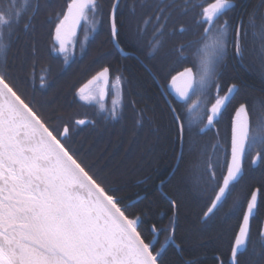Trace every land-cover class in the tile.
<instances>
[{
    "label": "snow or ice",
    "instance_id": "obj_1",
    "mask_svg": "<svg viewBox=\"0 0 264 264\" xmlns=\"http://www.w3.org/2000/svg\"><path fill=\"white\" fill-rule=\"evenodd\" d=\"M236 6L233 0H215L206 6L193 0H132L131 6L125 2L121 9L120 0H115L106 10L104 0H65L55 27L59 50L65 52L62 34L75 36L81 21L86 22L91 14L93 28L107 23L113 48L125 58H135L134 53H125L120 47L119 29L124 25L121 23L118 28L117 16H126L130 22H139L145 15L155 18L159 27L153 29L147 42L146 29L142 31L139 27L131 38L134 52L150 66L153 83L160 88L172 123L178 129L180 144L173 171L168 177L157 176L156 179L161 187L178 180L185 191L205 204V197L211 199V206L204 212L205 224L214 211L227 202L235 183L243 178L247 155L255 150L252 163L264 161V122L250 128L248 101L245 99L237 105L239 85L227 84L225 74L227 60L244 61L251 54L243 20L247 13H242L239 21L227 16ZM30 9L34 19L41 10L39 0ZM189 12L195 13L194 28L175 29V23ZM221 16L227 17L223 23H219ZM22 18L23 11L12 0L7 7H0V50L11 47V37ZM170 23L171 32L168 31ZM196 33H199L196 40H189L178 48L166 47L171 37ZM255 55L264 68V46ZM182 64L190 66L177 72ZM111 75V67L104 66L89 81V84L95 81L100 85L101 102ZM123 79L122 74H117V83ZM33 83L23 72L22 65L20 73L16 74L7 59L0 63V264H166V247L156 245L161 232H169L166 245L175 239L179 198L168 200L171 229L158 227L159 218L154 215L148 196L139 204L136 201L129 204L127 201L131 198L121 195L123 189L102 167L96 166L90 150L77 143L75 136L82 129H73L67 123L61 129L57 118L47 110V104L36 98ZM94 97L95 94L90 93L82 99ZM100 108L106 111L103 103ZM231 108L234 115L230 159L225 146L220 166H227V175L219 184L215 175H208L219 161L205 160L202 153L199 156L194 153L193 128L202 124L201 134L210 131ZM194 111L199 119L193 117ZM205 116L207 124H203ZM110 118L118 120L119 116L113 111ZM87 123L78 120L76 125ZM185 144L190 157L187 164ZM208 193H215L214 198ZM260 196H264V187L251 190L231 246V258L221 264H245L238 258L240 247L249 238L250 220L259 207ZM259 235L264 237V229ZM250 264H264V251Z\"/></svg>",
    "mask_w": 264,
    "mask_h": 264
},
{
    "label": "trees",
    "instance_id": "obj_2",
    "mask_svg": "<svg viewBox=\"0 0 264 264\" xmlns=\"http://www.w3.org/2000/svg\"><path fill=\"white\" fill-rule=\"evenodd\" d=\"M113 1L104 0L106 10L110 9ZM214 1L206 0L205 3V0H193L194 3H204L205 6ZM9 2L10 0H0V7H7ZM12 2L23 11V18L11 37V47L0 50V63L7 59L14 66L16 74L20 73L21 65L23 66V72L34 82L36 98L47 104V110L57 118L56 123L61 129L65 123L73 129H82L75 136L77 143L90 150V156L96 166L102 167L105 174H110L123 189L121 195L131 198L127 202L131 204L140 198L137 201L139 204L145 195L148 196L153 213L159 218L158 227L171 229L169 222L172 213L169 211L168 200L179 198L180 209L175 239L166 245L169 232H161L158 236L159 243L156 245L157 248L166 247V264H188L189 261H195L196 264H221L222 261L229 260L235 233L247 200L251 196V190L264 187V161H260L257 167L253 168L251 158L256 151L253 150L247 155L243 164V178L234 185L227 202L214 211L206 224L202 218L211 204V199L205 197L206 204L203 203L194 194L185 191L178 180L166 187L160 186L156 177H168L176 164L175 154H178L180 149L178 129L172 123L171 113L162 98L160 88L153 83L150 66L138 52H134V42L131 38L139 27L142 31L146 29L147 42L153 35V29L159 27L155 24V18L150 19L145 15L139 22H130L126 16H117L118 28L121 23L124 25L119 29L120 47L126 53H134L136 59L122 57L110 42L107 23L94 29V18L91 14L86 22L82 21L76 38L66 51L59 52L53 46L52 38L59 22V9L65 0H39L41 10L34 19L31 17L30 6L36 0ZM125 2L129 6L132 4V0H120L121 9ZM233 2L237 6L234 11H229L227 16L239 21L241 14L247 13L243 20L251 54L244 61L227 60L225 74L227 84L239 85L237 105L247 99L250 128H255L258 123L264 122V68L255 55L264 46V4H261V0ZM194 15L195 13L189 12L187 16L182 17L175 23V29L179 30L182 26L194 28ZM226 18L221 16L219 23H223ZM172 30L173 25L170 23L168 31ZM198 35L199 33L171 37L166 47L178 48L189 40H196ZM4 39L8 40L7 33ZM104 66H110L112 69L107 99L104 102L99 99L81 100L78 88ZM188 66L190 64H182L176 71H182ZM117 74L124 77L121 83L116 82ZM226 90L225 88V92ZM220 95L223 96L224 92ZM192 99L196 100V96ZM212 102L214 103V99ZM101 103L104 104V112L101 111ZM210 107L211 103L208 104V108ZM113 111L118 114V120L110 118ZM184 111H187V105L184 106ZM233 112L234 108H231L210 131L201 134L199 129L203 127L202 124H196L193 128L194 153L197 156L202 153L205 160L219 161L216 168L208 173L209 176L215 175L219 184L227 167L220 165L223 162L225 146L229 156ZM192 115L199 119L195 111ZM77 120L89 122L79 127L75 124ZM206 120L205 116L203 124ZM189 160L185 144L186 164ZM207 195L214 198L215 193ZM258 200L259 207L250 220V235L246 248L238 257L245 264H250L260 253L258 248L254 247L253 241L249 243L251 237L258 233V221L263 217L264 196H260Z\"/></svg>",
    "mask_w": 264,
    "mask_h": 264
},
{
    "label": "water",
    "instance_id": "obj_3",
    "mask_svg": "<svg viewBox=\"0 0 264 264\" xmlns=\"http://www.w3.org/2000/svg\"><path fill=\"white\" fill-rule=\"evenodd\" d=\"M115 2V0L113 1V3ZM214 3V2H213ZM82 22V21H81ZM81 25V24H80ZM80 25L77 27V30H76V35H77V33H78V30H79V28H80ZM76 35L75 36H72V35H64V34H62V38L65 40V48L68 46V39H73L74 37H76ZM53 44H54V46H56V48L59 50L60 49V44H59V42L57 41V39H56V32H55V34H54V36H53ZM60 51V50H59ZM120 55H121V53L119 52V51H117ZM126 53V52H125ZM129 54V53H128ZM122 56V55H121ZM122 57H124V56H122ZM96 75V74H95ZM94 75V76H95ZM90 80H92V77L87 81V82H85L83 85H81L79 88H78V90H77V92L82 96V95H85V94H87V92L90 90V88H92L95 84H97L95 81H93V83H91V84H89V81ZM108 84H109V81H108ZM108 84H107V86H106V93H105V98H106V95H107V87H108ZM81 90H83V91H81ZM174 91V90H173ZM105 98H104V100H105ZM103 100V101H104ZM102 101V102H103ZM233 115H234V112H233ZM78 121V120H77ZM77 121H75V124H76V122ZM85 121H88V120H85ZM249 121H250V119H249ZM89 122V121H88ZM205 124H207V120H206V122H205ZM82 126H84V125H79V127H82ZM231 138H232V118H231V126H230V144H229V159H230V149H231ZM179 151H180V149H179ZM256 165H257V163L256 164H253L252 163V166L253 167H256ZM225 175H227V167H226V170H225V174H224V176ZM224 176H223V178H224ZM223 183V179H222V182H221V184ZM236 184V183H235ZM140 198H138V199H136L135 201L137 202L138 200H139ZM250 199V198H249ZM210 206H211V204H210ZM209 206V207H210ZM246 207H247V205H246ZM245 210H246V208H245ZM204 217V216H203ZM242 220H243V216H242V219H241V222H242ZM202 221H204L203 220V218H202ZM240 222V223H241ZM262 229H264V220H263V228ZM238 230H239V228H238ZM238 232V231H237ZM234 242H235V239H234ZM234 242H233V245H234ZM244 248V245L243 246H241L240 247V251L242 250ZM230 258H231V256H230Z\"/></svg>",
    "mask_w": 264,
    "mask_h": 264
},
{
    "label": "flooded vegetation",
    "instance_id": "obj_4",
    "mask_svg": "<svg viewBox=\"0 0 264 264\" xmlns=\"http://www.w3.org/2000/svg\"><path fill=\"white\" fill-rule=\"evenodd\" d=\"M244 2H246L247 0H243ZM215 2V1H214ZM213 3V2H212ZM82 23V22H81ZM81 26V25H80ZM80 29V28H79ZM78 32H79V30H78ZM54 34H55V32H54ZM78 34V33H77ZM54 36V35H53ZM77 36V35H76ZM76 37H74L73 39H68L67 41H68V46H70V44L72 43V41L75 39ZM52 40H53V38H52ZM52 43H53V41H52ZM53 46H54V44H53ZM67 46V47H68ZM55 47V49H56V51H59L57 48H56V46H54ZM67 47H66V49H67ZM59 52H61V51H59ZM135 57V59H136V56H134ZM138 60V59H137ZM257 78L260 80L261 79V77L258 75L257 76ZM109 84H110V78H109ZM109 84H108V87H109ZM246 85V84H245ZM96 86H98V87H100V85L99 84H95L92 88H95ZM108 87H107V91H108ZM247 85L245 86V88L247 89ZM92 88H90V90L92 89ZM89 90V91H90ZM89 91L87 92V93H89ZM161 91V90H160ZM107 95H108V93H107ZM107 95H106V98H105V100L107 99ZM104 100V101H105ZM100 101V100H99ZM103 101V102H104ZM101 102V101H100ZM249 119H250V117H249ZM256 155V153L253 155V157ZM252 157V158H253ZM252 158H251V164H252ZM259 163V162H258ZM258 163H257V165H258ZM257 165H256V167H257ZM253 167V166H252ZM253 168H255V167H253ZM246 208V207H245ZM245 211V210H244ZM243 214H244V212H243ZM263 220H264V212H263V217H262V219L260 220V221H258L260 224H259V229H258V233H256V236H254V237H251V239H250V241H249V243L251 242V241H253L254 242V247L255 248H258V250L261 252V251H264V248H262V244H264V237H261L260 235H259V233H260V231L262 230V228H263ZM238 231V230H237ZM235 239V238H234ZM233 242H234V240H233ZM232 245H233V243H232ZM246 245H247V240H246V243H245V245H244V248L240 251V252H243L244 250H245V248H246ZM239 252V253H240ZM230 256H231V253H230Z\"/></svg>",
    "mask_w": 264,
    "mask_h": 264
},
{
    "label": "rangeland",
    "instance_id": "obj_5",
    "mask_svg": "<svg viewBox=\"0 0 264 264\" xmlns=\"http://www.w3.org/2000/svg\"><path fill=\"white\" fill-rule=\"evenodd\" d=\"M90 93H94L95 94V97L94 98H87V99H82V97H89V94ZM99 87L96 86L93 90H91L89 93L85 94V95H82L81 96V100L83 101H93L94 99L98 100L99 98Z\"/></svg>",
    "mask_w": 264,
    "mask_h": 264
}]
</instances>
